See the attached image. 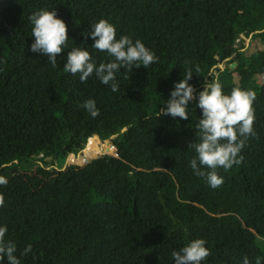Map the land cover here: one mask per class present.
<instances>
[{
	"label": "trees",
	"instance_id": "1",
	"mask_svg": "<svg viewBox=\"0 0 264 264\" xmlns=\"http://www.w3.org/2000/svg\"><path fill=\"white\" fill-rule=\"evenodd\" d=\"M42 9L67 25L69 47L55 67L30 50L29 17ZM101 19L158 57L122 68L117 92L95 73L81 82L64 68L73 47L97 66L112 61L83 35ZM189 70L188 119L158 116ZM217 79L224 94L256 93V135L241 163L216 169L224 182L213 188L194 174L189 146L200 141L199 93ZM89 99L95 118L83 107ZM95 134L114 135L115 150L97 138L83 147ZM108 148L62 169L68 156ZM0 176V227L20 264H175L173 251L198 238L211 252L201 264L245 256L264 264V0H0Z\"/></svg>",
	"mask_w": 264,
	"mask_h": 264
},
{
	"label": "clouds",
	"instance_id": "2",
	"mask_svg": "<svg viewBox=\"0 0 264 264\" xmlns=\"http://www.w3.org/2000/svg\"><path fill=\"white\" fill-rule=\"evenodd\" d=\"M33 28L32 35L35 37L31 45L32 52H39L49 57V61L55 67L57 57L69 47V36L65 21L57 16L54 10H39L29 17ZM90 34L95 41L92 47L98 51L106 52L112 57L111 62L100 63L98 66L92 59L88 50L73 47L67 53V61L64 68L67 72L75 75L79 73L81 82L95 73L105 85H110L113 92L119 90L116 74L121 69L132 71L133 67H149L157 62L158 57L150 51L139 39L133 40L127 35H121L117 39L116 27L105 19L92 26L90 33L83 35L87 39ZM197 69V73H198ZM189 70L182 80L175 83L171 91L167 106L158 110V116H172L188 119L187 105L195 99L194 86L188 81L192 78ZM256 93L252 90L233 88L231 94H224L219 80L207 83L204 90L199 93L198 107L202 109V118L199 119L196 128L200 133V141L192 143L189 147L197 153V157L190 161V167L195 175L206 177L209 185L213 188L221 186L223 177L216 172L217 168L230 169L233 164L242 162L241 149L245 146L250 136H255L254 101ZM83 107L95 118L99 115V109L94 100L85 101ZM115 150V149H114ZM210 169L205 172L201 167ZM7 179L0 176V185H6ZM5 205V198L0 194V207ZM8 231L6 226L0 227V261L7 257L8 264H20L15 255L17 249L14 243L5 240ZM202 238L190 241L179 251H173L172 257L175 264H201L211 254ZM31 246L25 248L24 254L30 251ZM243 264H250L247 256ZM256 264H261V258H256Z\"/></svg>",
	"mask_w": 264,
	"mask_h": 264
},
{
	"label": "water",
	"instance_id": "3",
	"mask_svg": "<svg viewBox=\"0 0 264 264\" xmlns=\"http://www.w3.org/2000/svg\"><path fill=\"white\" fill-rule=\"evenodd\" d=\"M247 39H249V37L247 38ZM221 65H222V63H221ZM236 65V62L234 61V62H232V67H234ZM123 129H126V127H124ZM112 137H114V135H111L109 138H107V139H105V140H102L101 139V137L98 135V134H95V135H93V136H91V137H89L88 138V140L84 143V146L83 147H87L88 146V144H89V141H90V139H92V138H97V140H100V142H103V141H107L110 145H112V147L115 149L116 148V146H115V144H114V142H113V140H112ZM82 147V148H83ZM110 150V148H108L107 149V151L105 150V151H103V152H101V153H97L95 156H93V157H91L90 155H89V152H85V154H86V156H88V157H90V158H94V157H96V156H98V155H100V154H103V153H107V152H112V151H109ZM85 151V150H84ZM84 153V152H83ZM81 155H82V153H78V154H75L73 157H71V156H68L67 158H66V161H65V163L63 164V166H62V169H64L66 166H67V164L71 161V160H73V161H76V162H83V159H82V157H81ZM22 157H18V158H16V159H14L13 161H10V162H8V163H5L4 165H6V166H8V165H11V164H16V163H18V164H21L22 162ZM87 159V158H86ZM41 163H42V166H44V167H47L48 169H50L51 167L50 166H46L42 161H41Z\"/></svg>",
	"mask_w": 264,
	"mask_h": 264
},
{
	"label": "rangeland",
	"instance_id": "4",
	"mask_svg": "<svg viewBox=\"0 0 264 264\" xmlns=\"http://www.w3.org/2000/svg\"><path fill=\"white\" fill-rule=\"evenodd\" d=\"M248 41H249V39L246 38V42H247V43H248ZM103 142H105V141H103ZM113 150H114V148L112 149V151H113ZM82 153H83V152H82ZM85 155H86V154L83 153L81 156H84V157H85Z\"/></svg>",
	"mask_w": 264,
	"mask_h": 264
}]
</instances>
